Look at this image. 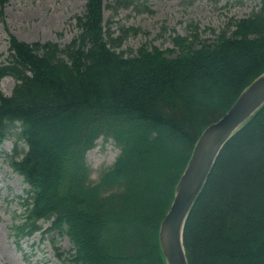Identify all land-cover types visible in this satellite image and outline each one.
<instances>
[{
    "label": "trees",
    "instance_id": "1",
    "mask_svg": "<svg viewBox=\"0 0 264 264\" xmlns=\"http://www.w3.org/2000/svg\"><path fill=\"white\" fill-rule=\"evenodd\" d=\"M10 0H0V13ZM106 0H85L61 47L9 35L0 80V141L30 190L18 236H66V264H166L158 232L203 130L264 73V0L212 42L119 50L130 28H105ZM138 0H113L127 9ZM170 54L173 56L168 57ZM103 137L119 149L97 183L85 157ZM188 264H264V104L224 144L183 228ZM57 257L60 258L57 254Z\"/></svg>",
    "mask_w": 264,
    "mask_h": 264
},
{
    "label": "rangeland",
    "instance_id": "2",
    "mask_svg": "<svg viewBox=\"0 0 264 264\" xmlns=\"http://www.w3.org/2000/svg\"><path fill=\"white\" fill-rule=\"evenodd\" d=\"M84 5L85 0H10L0 13V65L7 61L9 35L26 43L69 44L79 32L74 18L83 13ZM105 5V28L113 36L130 28L139 31L123 38L119 50L127 55L143 46L173 49L177 36H198L201 42H212L221 32L229 35L236 21L259 8L257 0H138L136 5L118 10L112 9L113 0H106ZM14 85L9 76L0 80L4 95H10ZM15 146L25 150L16 137L0 141V264H66L62 258L72 251V244L66 236L47 233L49 222L40 221L41 229L28 236L15 232L25 222L30 190L10 167ZM118 155L112 140L99 138L85 157L89 181L97 183Z\"/></svg>",
    "mask_w": 264,
    "mask_h": 264
},
{
    "label": "water",
    "instance_id": "3",
    "mask_svg": "<svg viewBox=\"0 0 264 264\" xmlns=\"http://www.w3.org/2000/svg\"><path fill=\"white\" fill-rule=\"evenodd\" d=\"M263 104L264 73L243 90L219 120L201 133L159 227L158 238L166 264H188L183 246V228L190 210L224 144Z\"/></svg>",
    "mask_w": 264,
    "mask_h": 264
}]
</instances>
